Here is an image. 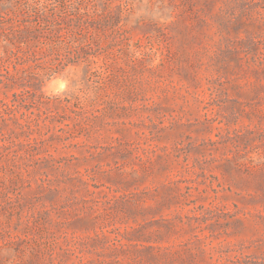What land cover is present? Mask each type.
Returning <instances> with one entry per match:
<instances>
[{"label":"rangeland","instance_id":"374dc122","mask_svg":"<svg viewBox=\"0 0 264 264\" xmlns=\"http://www.w3.org/2000/svg\"><path fill=\"white\" fill-rule=\"evenodd\" d=\"M48 2L0 43V264H264V0Z\"/></svg>","mask_w":264,"mask_h":264},{"label":"trees","instance_id":"16d2710c","mask_svg":"<svg viewBox=\"0 0 264 264\" xmlns=\"http://www.w3.org/2000/svg\"><path fill=\"white\" fill-rule=\"evenodd\" d=\"M48 3V0H3L0 2V43L4 48L12 47L8 53V59L15 58L20 62L28 61L29 57H21L22 55L17 52V49L24 44L32 43L40 39L36 35H33L31 32L32 25L27 24L23 16L25 14L38 15L42 9L47 10L49 7ZM71 8L74 10L80 9L77 5ZM54 18V16H51L52 20ZM42 19L44 21L50 20L47 13H44ZM49 72L51 71L39 70L35 73L43 76ZM8 73L11 74V70Z\"/></svg>","mask_w":264,"mask_h":264}]
</instances>
